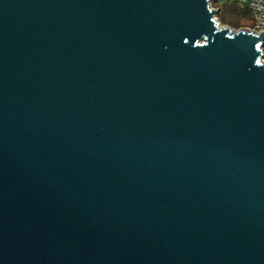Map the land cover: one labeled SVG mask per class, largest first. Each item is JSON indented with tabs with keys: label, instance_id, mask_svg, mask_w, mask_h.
<instances>
[{
	"label": "water",
	"instance_id": "1",
	"mask_svg": "<svg viewBox=\"0 0 264 264\" xmlns=\"http://www.w3.org/2000/svg\"><path fill=\"white\" fill-rule=\"evenodd\" d=\"M212 0H0V264H264V34Z\"/></svg>",
	"mask_w": 264,
	"mask_h": 264
},
{
	"label": "trees",
	"instance_id": "2",
	"mask_svg": "<svg viewBox=\"0 0 264 264\" xmlns=\"http://www.w3.org/2000/svg\"><path fill=\"white\" fill-rule=\"evenodd\" d=\"M210 5L217 9L216 17L221 25L241 28L242 23L248 24L252 20L247 4L237 0H212Z\"/></svg>",
	"mask_w": 264,
	"mask_h": 264
},
{
	"label": "built area",
	"instance_id": "3",
	"mask_svg": "<svg viewBox=\"0 0 264 264\" xmlns=\"http://www.w3.org/2000/svg\"><path fill=\"white\" fill-rule=\"evenodd\" d=\"M241 4H247L251 15V26L247 28L248 32L259 35L261 32L264 34V0H238ZM217 18V17H216ZM217 20V19H216ZM218 22V20H217ZM262 59L264 63V42L260 46Z\"/></svg>",
	"mask_w": 264,
	"mask_h": 264
},
{
	"label": "rangeland",
	"instance_id": "4",
	"mask_svg": "<svg viewBox=\"0 0 264 264\" xmlns=\"http://www.w3.org/2000/svg\"><path fill=\"white\" fill-rule=\"evenodd\" d=\"M237 1H238V0H237ZM238 2H239V1H238ZM210 7H211V9L217 11V9H216V8H213L211 5H210ZM214 19H217V18L215 17ZM218 23H219V21H218ZM251 24H252V22H250V23H248V24H244V23H242V27H241V28H233V27H228L227 25H221V24L219 23L220 27H222V28H227V29H229V31H231V32H233V33H235V32H239L240 29H241V30H245V29H247V28H250Z\"/></svg>",
	"mask_w": 264,
	"mask_h": 264
}]
</instances>
